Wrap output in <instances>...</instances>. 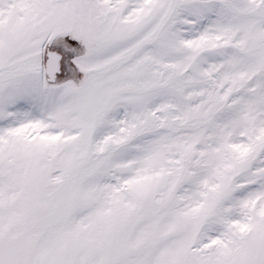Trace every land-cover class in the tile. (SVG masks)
Instances as JSON below:
<instances>
[{
  "label": "snow or ice",
  "instance_id": "obj_1",
  "mask_svg": "<svg viewBox=\"0 0 264 264\" xmlns=\"http://www.w3.org/2000/svg\"><path fill=\"white\" fill-rule=\"evenodd\" d=\"M0 264H264V0H0Z\"/></svg>",
  "mask_w": 264,
  "mask_h": 264
}]
</instances>
